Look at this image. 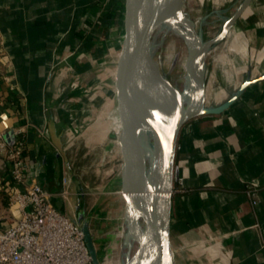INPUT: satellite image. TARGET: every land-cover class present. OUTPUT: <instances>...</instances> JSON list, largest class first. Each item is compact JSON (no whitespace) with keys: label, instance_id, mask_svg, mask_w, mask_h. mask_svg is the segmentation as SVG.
I'll use <instances>...</instances> for the list:
<instances>
[{"label":"crops","instance_id":"1","mask_svg":"<svg viewBox=\"0 0 264 264\" xmlns=\"http://www.w3.org/2000/svg\"><path fill=\"white\" fill-rule=\"evenodd\" d=\"M71 1L0 0V133L26 129L30 176L52 195L58 211L90 230L87 192L68 156L69 133L75 128L71 118L85 108L84 99L77 101V96L84 85L92 84L93 70L110 44L118 60L123 0ZM69 10V25L75 27L71 41L57 43L49 58L26 59L24 54L49 51L45 30L32 28L40 12H49L50 22L60 24L67 22ZM99 29L113 36L97 34ZM218 45L210 69L207 59L206 85L211 89L218 83L213 104L229 100L245 80L264 76V0H252ZM1 166L0 158V175H7ZM66 178H71L72 187L64 199ZM174 179L176 264H264V81L249 87L223 114L199 117L183 127ZM248 186L258 191L257 204L248 197ZM0 210L7 218L19 216L9 212L17 209L9 207L4 190Z\"/></svg>","mask_w":264,"mask_h":264},{"label":"water","instance_id":"2","mask_svg":"<svg viewBox=\"0 0 264 264\" xmlns=\"http://www.w3.org/2000/svg\"><path fill=\"white\" fill-rule=\"evenodd\" d=\"M183 0H123L121 48L113 78V94L117 104L115 133L122 157L119 172V215L132 231L158 241L152 264H176L172 245L174 168L178 141L183 127L199 117L221 115L230 109L251 86L264 81V76L247 79L226 102L210 107L205 103L207 56L235 26L252 0H243L235 14L223 25L221 32L206 42L199 54L191 88L202 92L201 111L181 118L178 104L181 92L171 90L166 106L147 99L149 76L155 67L154 46L160 40L167 23L177 14ZM153 142V172L155 200H142L136 178V168L144 156L142 136ZM77 192L81 183L74 180ZM141 212V214H140ZM86 242L93 264H101L94 239L84 226Z\"/></svg>","mask_w":264,"mask_h":264},{"label":"rangeland","instance_id":"3","mask_svg":"<svg viewBox=\"0 0 264 264\" xmlns=\"http://www.w3.org/2000/svg\"><path fill=\"white\" fill-rule=\"evenodd\" d=\"M241 1L194 0L191 5V15L192 18L197 19V33L200 32L199 35L207 36L209 33L220 31L222 22L219 17L230 13ZM163 56L164 54H162V58ZM215 57L213 54L209 58L208 67L213 66ZM182 61L185 62V57ZM169 64L170 62L165 63L163 75L170 88L173 89L178 82V70L177 64L174 66L176 69H167ZM116 66V52L110 44L108 54L102 57V60L96 65L95 71L93 70L95 77L91 81L92 84L84 85L81 94L77 96V101L79 98L84 99V106L88 113L81 118L72 115V124L74 123L75 128L70 129V141L68 143L71 168L76 176L82 180L87 192L86 215H89V220L92 216L89 231L93 239H96L94 244L97 251L102 250L103 252L100 261H103L105 252H108L113 246L112 232L115 223L111 218L119 210V204L116 203L118 201L117 194L110 190L122 165V157L115 133L117 104L113 94V78ZM184 70L181 71V75L184 72L183 76L187 78ZM209 72L208 82L210 83L213 79V72L211 70ZM217 89L218 85L212 84V93H215ZM211 99L212 95H208V106L219 105V103H211ZM1 216H5L3 210H0Z\"/></svg>","mask_w":264,"mask_h":264},{"label":"built area","instance_id":"4","mask_svg":"<svg viewBox=\"0 0 264 264\" xmlns=\"http://www.w3.org/2000/svg\"><path fill=\"white\" fill-rule=\"evenodd\" d=\"M0 158L7 171L0 175V191L9 195V207L17 209L9 212L19 214L16 218L0 217V264H93L84 223L58 211L52 195L30 176L24 127L8 135L0 133ZM71 187V178H66L62 198L68 197ZM257 192L252 186L246 189L254 204Z\"/></svg>","mask_w":264,"mask_h":264},{"label":"bare ground","instance_id":"5","mask_svg":"<svg viewBox=\"0 0 264 264\" xmlns=\"http://www.w3.org/2000/svg\"><path fill=\"white\" fill-rule=\"evenodd\" d=\"M241 2L238 3L236 8L230 13L221 16L217 15L220 16L219 18L222 22L220 31L203 36L201 34L199 35L200 32L197 33V19L192 18L191 15V5L194 3V0H183L176 16L167 23V27L160 40H158L154 46L153 56L155 67L149 76L147 89V99L149 101L160 106H166L168 103V93L175 89L181 92L178 101L181 118L201 111L200 100L202 99V92L197 91L193 93L190 90L192 78L198 64L199 54L204 44L221 32L223 25L235 14ZM231 33L237 34V31L233 30ZM218 48L219 45L213 47L209 51L207 59H209ZM162 50H165L163 58L160 55ZM183 57H185L184 63L182 61ZM166 62H170L167 69H176L177 67L178 70V82L173 89L170 88V85L163 75ZM175 64H177V66ZM183 70L187 78H184V72L181 75V71ZM208 95H212V90L206 85L204 100L207 105L209 104ZM141 147L144 150V156L136 168V178L141 198L144 202L149 204L156 198V180L153 172V142L147 138L146 133L142 136ZM120 188L121 179L118 174L115 183L110 187L111 192L115 191V194H117L118 201L116 203L118 204L121 198L119 196ZM111 220L115 223V228L112 232L113 246L108 252H105L103 261H100V256H103V252L102 250L100 252L98 251L100 263L152 264L156 257L158 241L156 239L141 236L129 229L123 224L119 215V210L116 211L115 216L111 218Z\"/></svg>","mask_w":264,"mask_h":264},{"label":"trees","instance_id":"6","mask_svg":"<svg viewBox=\"0 0 264 264\" xmlns=\"http://www.w3.org/2000/svg\"><path fill=\"white\" fill-rule=\"evenodd\" d=\"M81 1H84V0H81ZM71 2L74 3L73 0ZM74 5L79 6L77 4H74ZM71 11L69 10L66 12L67 22H64V23L61 22L60 24H52L50 22L51 19L48 17L49 12L48 13L44 12V11L40 12L42 14L39 16V21H37L35 23L34 27H32V28L37 29V31L42 30V29L45 30V34H46V36H48V40H47L48 46L47 47H48L49 51H46L45 54H43V55H35L32 53H28V54H24L23 56L26 59L31 60V61L38 59V58H41V56L43 58H49V56L51 54L50 51L55 48L57 43H59V42L69 43L71 41V38L73 37V35L75 33V27L72 28L68 22L69 16H73V15H71ZM97 34H100V35L105 34V36H107V37L113 36L112 31H109V30L104 31L103 29L97 30ZM88 47H90V42H89V40H86V42L83 45V50L86 49V51H87ZM85 114H87V109L82 108V110L80 111V114H78V118H81ZM5 193H7V192H5Z\"/></svg>","mask_w":264,"mask_h":264}]
</instances>
